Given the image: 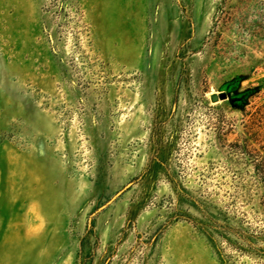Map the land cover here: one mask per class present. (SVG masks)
Instances as JSON below:
<instances>
[{"label":"rangeland","instance_id":"1","mask_svg":"<svg viewBox=\"0 0 264 264\" xmlns=\"http://www.w3.org/2000/svg\"><path fill=\"white\" fill-rule=\"evenodd\" d=\"M0 264H264V0H0Z\"/></svg>","mask_w":264,"mask_h":264},{"label":"water","instance_id":"2","mask_svg":"<svg viewBox=\"0 0 264 264\" xmlns=\"http://www.w3.org/2000/svg\"><path fill=\"white\" fill-rule=\"evenodd\" d=\"M226 97H227L226 94H221V95H220V98H221V99H226ZM213 99H214L215 101L218 100V96L215 95V96L213 97Z\"/></svg>","mask_w":264,"mask_h":264}]
</instances>
